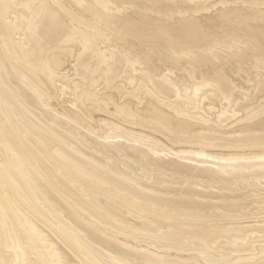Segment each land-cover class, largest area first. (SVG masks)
<instances>
[{"label": "bare ground", "instance_id": "1", "mask_svg": "<svg viewBox=\"0 0 264 264\" xmlns=\"http://www.w3.org/2000/svg\"><path fill=\"white\" fill-rule=\"evenodd\" d=\"M0 264H264V0H0Z\"/></svg>", "mask_w": 264, "mask_h": 264}, {"label": "rangeland", "instance_id": "2", "mask_svg": "<svg viewBox=\"0 0 264 264\" xmlns=\"http://www.w3.org/2000/svg\"><path fill=\"white\" fill-rule=\"evenodd\" d=\"M66 70L65 71H58L57 72V76H61V78H58L57 79V81L56 82H69V78L70 77H72L73 75H74V70H72V67H70L69 65H66L65 67H64ZM62 70V69H61ZM59 85V84H58ZM61 85V84H60ZM59 85V86H60ZM67 91V90H66ZM68 92H70L69 90H68ZM67 93V92H66ZM71 93V92H70ZM70 93H68L67 94V96H69V94ZM59 94H61V93H59ZM66 95V94H65ZM66 97V96H65ZM61 98L62 99H64L63 98V95L61 96ZM67 98V97H66ZM65 98V99H66ZM69 98H71L72 99V97H71V94H70V96H69ZM69 98H67L66 100H68ZM62 99H61V101H62ZM60 102V101H59ZM66 106H70L69 104L67 105L66 104ZM89 137V136H88Z\"/></svg>", "mask_w": 264, "mask_h": 264}]
</instances>
